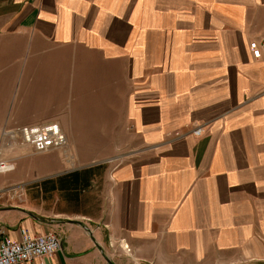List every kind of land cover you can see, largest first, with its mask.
Listing matches in <instances>:
<instances>
[{"label": "crops", "instance_id": "obj_1", "mask_svg": "<svg viewBox=\"0 0 264 264\" xmlns=\"http://www.w3.org/2000/svg\"><path fill=\"white\" fill-rule=\"evenodd\" d=\"M251 41L264 0H0V163L10 130L51 122L72 157H106L41 179L33 208L5 206L1 173L0 230L59 236L45 264H264Z\"/></svg>", "mask_w": 264, "mask_h": 264}, {"label": "built area", "instance_id": "obj_2", "mask_svg": "<svg viewBox=\"0 0 264 264\" xmlns=\"http://www.w3.org/2000/svg\"><path fill=\"white\" fill-rule=\"evenodd\" d=\"M250 49L254 59H262L264 44L251 41ZM11 133L13 136L16 135V137L21 138L23 144L31 147L34 153L37 154L63 149L68 144L66 135L56 122L22 126L11 131ZM201 133V129L195 131L198 136ZM13 169L12 165L0 163V174L8 173ZM0 234L3 235L0 240V264H25L34 261L45 264V258L53 257L62 249L60 237L52 232L35 235L31 234L27 228L21 227L20 238L17 241H13L6 236V231L3 228L0 230Z\"/></svg>", "mask_w": 264, "mask_h": 264}, {"label": "rangeland", "instance_id": "obj_3", "mask_svg": "<svg viewBox=\"0 0 264 264\" xmlns=\"http://www.w3.org/2000/svg\"><path fill=\"white\" fill-rule=\"evenodd\" d=\"M16 128H14L15 130ZM11 132V130H10ZM10 138H15V142H17V147L14 149L10 146L5 145V162L9 163V165L13 166V170L11 172L5 173L9 175L10 178L6 181V186H11L10 190H7L5 193V206L7 207H23L26 203L18 204L17 199L20 197L21 193L25 190L27 195H29L27 206L30 205L31 208L34 206V187L41 180L44 179L48 181L51 176H54L58 172L66 171L68 168L76 167V166H88L93 163L101 162L106 159V157H94L91 159H79L77 156L72 157L69 146L63 149L54 150L47 153H34L31 147L23 144L22 139L19 137L13 136V134H9ZM13 141V140H12ZM109 144V143H108ZM112 144V143H110ZM17 148L27 149L26 153L19 154ZM106 148V149H104ZM98 149V153L105 154L107 152V146ZM1 159V155H0ZM1 161V160H0ZM2 174H0L1 176ZM48 185V182H46ZM97 186V185H96ZM45 187V186H44ZM47 189V188H45ZM97 189L94 190L93 194L90 196L91 200V208L95 209L92 214L96 215L97 205H96V194ZM3 200L4 197H1ZM95 204H93V201ZM2 202V201H1ZM45 210L47 212L50 211L49 206H45ZM32 211V209H31Z\"/></svg>", "mask_w": 264, "mask_h": 264}, {"label": "trees", "instance_id": "obj_4", "mask_svg": "<svg viewBox=\"0 0 264 264\" xmlns=\"http://www.w3.org/2000/svg\"><path fill=\"white\" fill-rule=\"evenodd\" d=\"M93 171H94V169H90V170H87V171H85V172H83L84 173V175H92V173H93ZM79 175V174H78ZM81 175V174H80ZM75 177L77 176L76 174L74 175ZM64 181V180H63ZM62 180H61V182L62 183H64ZM47 182H49V181H47ZM62 186H61V188H65V185L64 184H61Z\"/></svg>", "mask_w": 264, "mask_h": 264}]
</instances>
